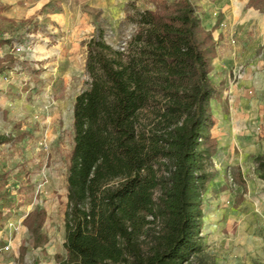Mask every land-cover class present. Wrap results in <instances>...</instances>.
<instances>
[{
    "label": "trees",
    "instance_id": "16d2710c",
    "mask_svg": "<svg viewBox=\"0 0 264 264\" xmlns=\"http://www.w3.org/2000/svg\"><path fill=\"white\" fill-rule=\"evenodd\" d=\"M135 1L143 7L126 14L135 28L125 46L100 27L86 44L89 87L74 99L69 147L51 151L67 197L58 264H187L203 249L217 43L193 0ZM18 28L0 19V33L15 38ZM15 68L42 70L9 57L0 74ZM29 134L0 133V159ZM255 161L264 180V154ZM8 177L0 171V190Z\"/></svg>",
    "mask_w": 264,
    "mask_h": 264
},
{
    "label": "rangeland",
    "instance_id": "374dc122",
    "mask_svg": "<svg viewBox=\"0 0 264 264\" xmlns=\"http://www.w3.org/2000/svg\"><path fill=\"white\" fill-rule=\"evenodd\" d=\"M134 1L0 0V19L21 33H0V65L18 57L42 69L0 74V133H30L8 145L12 160L0 159V171L9 173L0 190V264H58L65 256L67 197L51 151L69 147L74 99L89 87L86 44L100 27L114 48L125 46L135 28L126 14L132 3L143 7ZM193 1L204 23L202 4L214 0ZM215 1L227 4L223 26L240 46L239 66L218 79L212 64L210 77L220 84L210 100L217 151L202 194L203 249L187 264H264V180L255 161L264 154V0ZM226 85L227 123L218 121Z\"/></svg>",
    "mask_w": 264,
    "mask_h": 264
},
{
    "label": "crops",
    "instance_id": "0c3cea01",
    "mask_svg": "<svg viewBox=\"0 0 264 264\" xmlns=\"http://www.w3.org/2000/svg\"><path fill=\"white\" fill-rule=\"evenodd\" d=\"M209 1H206L205 3L202 4L203 9L205 12L203 13L204 15V23L203 26L207 30H216L218 34V38H214V40L217 43V53L215 58L213 59V69L217 73V77L219 79V75L223 73L222 77L227 75V70L228 68H232V65L235 64V66H239L238 61H237V56L240 53V46L237 44H230L229 38L231 31L227 29V25L223 26V20L227 18V4L225 2H217L213 1L211 5L208 4ZM208 10H206V8ZM218 9V18L214 17L213 11ZM218 21V22H217ZM220 22V27H217L218 24L215 25V23ZM213 34V32H212ZM214 37V36H213ZM227 80V78H226ZM215 82V81H214ZM216 83V82H215ZM218 83V82H217ZM219 84V83H218ZM223 97L226 98V101L224 103V111H223V117L218 116V121L219 122H226L227 123V85H226V92L223 93Z\"/></svg>",
    "mask_w": 264,
    "mask_h": 264
},
{
    "label": "built area",
    "instance_id": "2783aa9c",
    "mask_svg": "<svg viewBox=\"0 0 264 264\" xmlns=\"http://www.w3.org/2000/svg\"><path fill=\"white\" fill-rule=\"evenodd\" d=\"M232 42H234V39H232Z\"/></svg>",
    "mask_w": 264,
    "mask_h": 264
}]
</instances>
